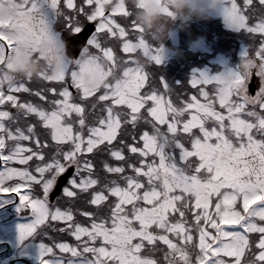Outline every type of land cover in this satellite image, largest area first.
<instances>
[{"label": "snow or ice", "instance_id": "snow-or-ice-1", "mask_svg": "<svg viewBox=\"0 0 264 264\" xmlns=\"http://www.w3.org/2000/svg\"><path fill=\"white\" fill-rule=\"evenodd\" d=\"M259 5L249 23L258 11L252 0L243 8L223 0L226 26L250 39L260 34V42L254 53L244 44L234 70H194L187 83L201 85L204 101L189 94L176 104L174 88L150 79L146 65L160 64L163 50L146 39L126 0H11L0 15V67L23 46L56 65L35 79L59 84L48 97L27 86L34 78L0 81V196L13 194L30 213L16 226L18 244L37 232L49 237L38 246L39 264H264V0ZM89 23L94 30L74 56L69 46ZM19 91H34L47 106L21 101ZM141 121L150 129L138 131ZM121 133L131 141L118 147ZM61 174L62 196L51 201ZM64 232L76 243L60 238Z\"/></svg>", "mask_w": 264, "mask_h": 264}, {"label": "clouds", "instance_id": "clouds-1", "mask_svg": "<svg viewBox=\"0 0 264 264\" xmlns=\"http://www.w3.org/2000/svg\"><path fill=\"white\" fill-rule=\"evenodd\" d=\"M135 22L143 29L146 36L152 39H163L171 24L183 30L190 22L207 20L219 13L223 0H127ZM11 0H0V15L6 17ZM167 10V11H166ZM167 13H171L170 15ZM9 34L14 33L8 28ZM40 47L47 50L46 41H41ZM56 65L24 50L14 53L0 67V81H10L17 78H36L41 72L51 73Z\"/></svg>", "mask_w": 264, "mask_h": 264}, {"label": "trees", "instance_id": "trees-1", "mask_svg": "<svg viewBox=\"0 0 264 264\" xmlns=\"http://www.w3.org/2000/svg\"><path fill=\"white\" fill-rule=\"evenodd\" d=\"M236 2L239 6L242 5L241 0H237ZM258 16H259V14H255L253 17L256 19ZM216 19H217V23H219L220 25H223L224 22H223L222 15L216 17ZM208 20H210V19H208ZM120 23L123 24L124 21H120ZM231 34L240 40H244V41L248 42L249 44H254V45H255V42L259 39V35H260V34H255V39H250L247 35H244L243 33L233 32ZM214 38L216 39L215 46L217 48V51H219V49L222 48L221 47L222 43L220 41L219 34L216 33ZM159 40H158V44H159ZM231 41H234V44L237 45V49H238L239 48V41L236 39H232ZM186 42H187L186 39L183 37H180L178 39V41L172 42V40H169L166 44H164V47H163L164 49H166V54H165V56H163L162 62L158 65L149 64L146 67V69L148 71L153 70V73L150 74V79L155 78L154 80L157 83H159L158 78L163 79L170 87L174 88V91L171 94V98H172L173 102L176 104H182L183 100H189L190 99L189 94L196 96V94L199 90L198 85L193 87L192 85H189L187 83V80H186L187 76L190 74L189 65H191L190 53L185 46ZM230 42L226 46V48L229 51L232 49V46L234 47V44H232ZM158 44H156V45H158ZM251 50L252 49H250V52L254 53V51H251ZM160 67H162V69H160ZM199 68L202 71L200 66H199ZM177 76L182 77V79L184 78V81H183L184 83L177 85L176 84ZM142 92H143V89H142ZM177 92L180 93L181 99L177 98V95H176ZM45 95L46 96L50 95V93L45 91ZM89 99H91V98H89ZM37 103L38 104H45V106H47L46 101H44V100H41ZM150 103L151 102H149V104ZM89 107H90V105H89ZM10 108L13 110L12 106H10ZM141 111H144V109H142ZM185 118H186V114H185ZM41 127H42V125H41ZM144 127H147L150 129V125H146V124H144L143 121H141V127L139 128L138 131H142ZM120 139H125L126 141H129V142L131 141V137L130 136L125 137L123 135V133L120 134ZM113 144H115L118 147H121V145L119 143H116L115 141H113ZM139 146H142V142H139ZM189 146H190V144H189ZM123 151H125V153L128 152L126 146H123ZM109 159L113 163L117 162V161H115L114 158H109ZM148 159H150V157H148ZM9 166L20 167L21 165L19 164L18 161H11V162H9ZM214 199H215V197H213V200ZM189 215H191V214H189ZM208 227L211 231H213V232L215 231V229H213L211 227V225H208ZM249 235L250 236H256L258 238V234H249ZM160 246L163 248H166L165 245H160ZM253 247H255V245H253ZM157 255L159 258L162 259V253H157ZM224 258L230 259L228 257H224Z\"/></svg>", "mask_w": 264, "mask_h": 264}, {"label": "rangeland", "instance_id": "rangeland-1", "mask_svg": "<svg viewBox=\"0 0 264 264\" xmlns=\"http://www.w3.org/2000/svg\"><path fill=\"white\" fill-rule=\"evenodd\" d=\"M11 199H5L4 201H10ZM250 207V206H249ZM26 216L29 217L28 222H30V213L22 211H15L14 216L9 219H4V221L9 224L8 226H4L2 224L1 215H0V240H5L3 244L9 249L8 258L11 261L15 260L17 264H24L23 262L29 264H39L38 259V246L41 243H49V237H44L39 232L34 233L31 237L26 238L24 241L20 242L19 244L16 242V226L22 224V222L17 221L19 218H25ZM27 223V222H25ZM64 222H59V225H63ZM6 224V225H7ZM68 234L67 232L61 233L60 238L63 239V236ZM53 233L49 231V236H52ZM74 243V242H69ZM9 247V248H8ZM59 251V250H57ZM16 259H19L16 261ZM9 262V261H8Z\"/></svg>", "mask_w": 264, "mask_h": 264}, {"label": "water", "instance_id": "water-1", "mask_svg": "<svg viewBox=\"0 0 264 264\" xmlns=\"http://www.w3.org/2000/svg\"><path fill=\"white\" fill-rule=\"evenodd\" d=\"M92 30H93L92 25L87 24L82 34H76L80 36V39L72 41V44L69 46V51L71 52L72 55L75 56L78 53L80 47L83 45V43L86 42L87 36L92 32Z\"/></svg>", "mask_w": 264, "mask_h": 264}]
</instances>
